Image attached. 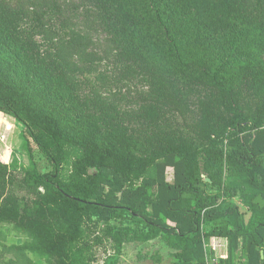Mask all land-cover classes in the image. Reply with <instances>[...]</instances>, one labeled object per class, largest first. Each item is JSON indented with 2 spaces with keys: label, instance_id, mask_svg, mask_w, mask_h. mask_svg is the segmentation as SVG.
Returning a JSON list of instances; mask_svg holds the SVG:
<instances>
[{
  "label": "trees",
  "instance_id": "1",
  "mask_svg": "<svg viewBox=\"0 0 264 264\" xmlns=\"http://www.w3.org/2000/svg\"><path fill=\"white\" fill-rule=\"evenodd\" d=\"M109 60L115 91L87 93ZM0 113L30 159H0V224L48 264L157 240L169 264H264V0H0Z\"/></svg>",
  "mask_w": 264,
  "mask_h": 264
},
{
  "label": "rangeland",
  "instance_id": "2",
  "mask_svg": "<svg viewBox=\"0 0 264 264\" xmlns=\"http://www.w3.org/2000/svg\"><path fill=\"white\" fill-rule=\"evenodd\" d=\"M114 76V67L109 60L98 62L94 70L80 76V80L84 82L87 93L98 92L103 96H110V93L116 89L113 85ZM25 135V128L20 123L0 113V159L10 166L18 167L20 172L30 165V159L24 149ZM35 158L42 172L51 171L48 161L36 149ZM173 163L172 161L162 162L163 172L160 173L163 180L172 185L176 182V169ZM70 170L71 162H68L63 173L67 175ZM154 175L155 169H152L148 177L151 178ZM114 224L122 225L123 223L114 222ZM167 224L170 227L174 225L171 221H168ZM33 242L34 240L28 232L11 225L0 224V264H48V257L25 249ZM157 251L163 258L162 263L169 264V249L160 240L126 244L119 264H154L151 259L141 261L139 257L147 254L152 255Z\"/></svg>",
  "mask_w": 264,
  "mask_h": 264
},
{
  "label": "crops",
  "instance_id": "3",
  "mask_svg": "<svg viewBox=\"0 0 264 264\" xmlns=\"http://www.w3.org/2000/svg\"><path fill=\"white\" fill-rule=\"evenodd\" d=\"M233 203L237 204L241 212H247L246 207L240 203L238 200H233ZM249 219V215L246 214L245 220L246 222ZM227 240L225 239H217L214 243V250H215V256L218 259L225 258L227 256Z\"/></svg>",
  "mask_w": 264,
  "mask_h": 264
},
{
  "label": "built area",
  "instance_id": "4",
  "mask_svg": "<svg viewBox=\"0 0 264 264\" xmlns=\"http://www.w3.org/2000/svg\"><path fill=\"white\" fill-rule=\"evenodd\" d=\"M217 262H213V263H207V264H216Z\"/></svg>",
  "mask_w": 264,
  "mask_h": 264
},
{
  "label": "water",
  "instance_id": "5",
  "mask_svg": "<svg viewBox=\"0 0 264 264\" xmlns=\"http://www.w3.org/2000/svg\"><path fill=\"white\" fill-rule=\"evenodd\" d=\"M262 255H263V253H262Z\"/></svg>",
  "mask_w": 264,
  "mask_h": 264
}]
</instances>
